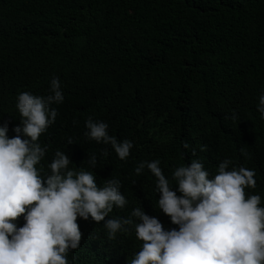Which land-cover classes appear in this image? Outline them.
<instances>
[{
    "label": "trees",
    "instance_id": "16d2710c",
    "mask_svg": "<svg viewBox=\"0 0 264 264\" xmlns=\"http://www.w3.org/2000/svg\"><path fill=\"white\" fill-rule=\"evenodd\" d=\"M53 76L64 99L39 137L46 154L37 167L47 173L62 150L98 185L118 179L128 203L110 217L142 206L176 227L159 211L150 170L135 172L154 159L166 178L192 159L210 175L230 159L229 167L254 170L256 186L245 193L264 204V0H0V123L9 121V137L21 118L17 94L47 95ZM88 117L133 142L126 159L85 135ZM77 223L69 264H127L141 246L132 226L109 239L103 221Z\"/></svg>",
    "mask_w": 264,
    "mask_h": 264
},
{
    "label": "clouds",
    "instance_id": "9594fccd",
    "mask_svg": "<svg viewBox=\"0 0 264 264\" xmlns=\"http://www.w3.org/2000/svg\"><path fill=\"white\" fill-rule=\"evenodd\" d=\"M63 99L53 76L47 95L17 94L21 118L12 125L15 135L7 134L9 121L0 123V264H69L67 254L80 246L82 236L77 217L103 221L109 239L132 226L141 246L127 264H264V204L259 194L245 193L256 186L255 172L229 167L230 159L220 161L214 175L192 159L175 167L170 178L158 159L139 163L137 174L147 167L155 177L156 203L176 226L170 228L142 206L127 217H110L114 207L128 203L121 182L111 178L98 185L92 171L69 167L73 161L65 151H55L43 173L37 165L46 146L39 137L55 121L52 105ZM258 101L264 119V92ZM85 127L89 139L110 145L119 159L129 156L133 142L118 141L106 122L88 117ZM86 159L95 169V155Z\"/></svg>",
    "mask_w": 264,
    "mask_h": 264
},
{
    "label": "bare ground",
    "instance_id": "6f19581e",
    "mask_svg": "<svg viewBox=\"0 0 264 264\" xmlns=\"http://www.w3.org/2000/svg\"><path fill=\"white\" fill-rule=\"evenodd\" d=\"M48 137V136H47Z\"/></svg>",
    "mask_w": 264,
    "mask_h": 264
}]
</instances>
